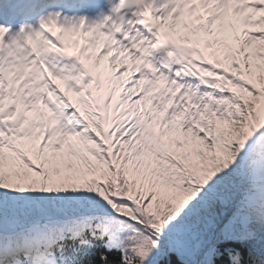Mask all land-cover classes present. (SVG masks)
Instances as JSON below:
<instances>
[{"label": "snow or ice", "instance_id": "snow-or-ice-1", "mask_svg": "<svg viewBox=\"0 0 264 264\" xmlns=\"http://www.w3.org/2000/svg\"><path fill=\"white\" fill-rule=\"evenodd\" d=\"M132 6L0 25V264H264V0Z\"/></svg>", "mask_w": 264, "mask_h": 264}, {"label": "trees", "instance_id": "trees-1", "mask_svg": "<svg viewBox=\"0 0 264 264\" xmlns=\"http://www.w3.org/2000/svg\"><path fill=\"white\" fill-rule=\"evenodd\" d=\"M199 230H194V235L198 234ZM99 245V243H97ZM232 248L236 249L240 252L242 263L245 264L246 260L252 255L251 245L245 243H238V242H226L219 245L220 253L215 258V264H228L230 262V257L228 254L227 249ZM251 252V254H249ZM110 255H113L110 253ZM118 256V253L115 254ZM171 258L174 264H180L179 258L175 253H171ZM97 264H99V257L96 258ZM163 264H167V261H164Z\"/></svg>", "mask_w": 264, "mask_h": 264}, {"label": "bare ground", "instance_id": "bare-ground-1", "mask_svg": "<svg viewBox=\"0 0 264 264\" xmlns=\"http://www.w3.org/2000/svg\"><path fill=\"white\" fill-rule=\"evenodd\" d=\"M29 2V0H18V2ZM33 7H35L34 5H32ZM41 6H43L42 4H41ZM241 255V254H240ZM249 257H251V259H252V255H250Z\"/></svg>", "mask_w": 264, "mask_h": 264}, {"label": "clouds", "instance_id": "clouds-1", "mask_svg": "<svg viewBox=\"0 0 264 264\" xmlns=\"http://www.w3.org/2000/svg\"><path fill=\"white\" fill-rule=\"evenodd\" d=\"M21 27H23V25Z\"/></svg>", "mask_w": 264, "mask_h": 264}]
</instances>
